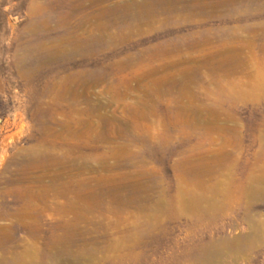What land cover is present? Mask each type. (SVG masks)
<instances>
[{"label": "rangeland", "instance_id": "obj_1", "mask_svg": "<svg viewBox=\"0 0 264 264\" xmlns=\"http://www.w3.org/2000/svg\"><path fill=\"white\" fill-rule=\"evenodd\" d=\"M180 2L211 12L159 16L117 54H101L107 66L133 60L86 82L73 112L74 96L58 92L35 107L19 36L40 16L78 22L89 3L0 0L3 239L36 236L42 249L57 240L81 254L78 264H264V193L251 194L264 190V0ZM228 5L236 9L213 11ZM68 69L37 83L81 79ZM44 192L58 208L42 204Z\"/></svg>", "mask_w": 264, "mask_h": 264}, {"label": "bare ground", "instance_id": "obj_2", "mask_svg": "<svg viewBox=\"0 0 264 264\" xmlns=\"http://www.w3.org/2000/svg\"><path fill=\"white\" fill-rule=\"evenodd\" d=\"M117 1L118 2L115 3L113 0H87L89 3L88 6H85V3V5H78L82 14L78 22L66 23L62 21L63 19L60 20L58 18L53 21L50 16L45 15L32 19V22L28 24L26 34H28L29 38L25 39L23 36H19V48L23 54L18 57L17 61L23 77L28 80L32 87H35L34 83L36 85V89L33 88L32 90L33 95L36 93L38 97V100H35L36 108H44L48 104L47 99L52 96L53 93L58 92V95L55 96H58L57 98L61 100H69L68 98L70 94H72L74 98L70 97L71 100L68 102L67 107L72 108L73 112L78 110L81 111L79 108V100L82 95L81 87L84 86L86 82L93 85L102 80L104 76H107L109 74V69H120L122 68L121 66H126V64L133 60V56L123 57L116 55L113 56V59H110L113 61L116 60V63L112 66H107L106 63L101 64L99 62L100 60H98V58L102 57L100 56L101 54H104L103 56H105V58L108 54H117L119 51L118 49L124 46L125 43H129L133 40L134 37H139L146 32L152 31L161 20H159V16H163L166 21L173 22L180 17H185L186 12H199L200 14L211 12L205 6L197 9L190 4H186L181 7V0ZM42 9V5H36L33 8V12L37 13ZM86 9L91 11H85ZM235 9L236 6L228 5L223 8H216V10L213 8V11H215V13H228V11ZM53 22L57 25L51 28ZM52 31H57V34L54 33L53 35L51 33ZM38 32H44L46 37L41 39L35 38L36 34H39ZM36 53L37 55H35ZM116 57L119 58L115 59ZM84 61H87V63L83 64ZM61 66H65V68L69 69L78 67V72L80 71L81 73V79L76 81L63 80L59 79L61 76L58 75L57 78L44 81L42 85L37 83L40 82V78L44 76L50 68ZM73 70L75 71L76 69ZM58 74H60V72H58ZM36 76L38 79H35ZM50 93H52V95H49ZM67 95H69V97H67ZM84 111L86 110L84 109ZM43 159L46 158H38V160ZM48 192L42 193V204L44 203L46 207L50 206L53 209L58 208L57 205H59V202L55 200L49 201ZM263 193L264 190L261 188H254L251 191L253 197L261 196ZM56 195L59 194L56 193ZM36 204H38V201ZM49 208L46 209L49 210ZM61 208L58 209L59 212H63V208ZM20 218L22 217H18L19 221ZM62 218H60V220ZM2 233L0 231V264H70L71 262H73V264H78L79 262L81 254H75V257L71 254V250L62 245L63 243L60 244L57 240H47L46 248L42 249V245L39 243L36 236H32L29 239L18 238L10 241L9 239H3ZM7 238L9 237L7 236ZM49 259H52L51 263L48 262Z\"/></svg>", "mask_w": 264, "mask_h": 264}]
</instances>
